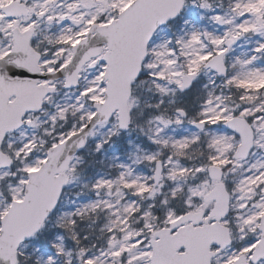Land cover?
I'll use <instances>...</instances> for the list:
<instances>
[{
	"label": "snow or ice",
	"instance_id": "obj_1",
	"mask_svg": "<svg viewBox=\"0 0 264 264\" xmlns=\"http://www.w3.org/2000/svg\"><path fill=\"white\" fill-rule=\"evenodd\" d=\"M0 264H264V0H0Z\"/></svg>",
	"mask_w": 264,
	"mask_h": 264
}]
</instances>
